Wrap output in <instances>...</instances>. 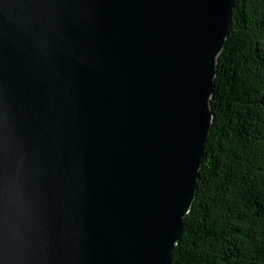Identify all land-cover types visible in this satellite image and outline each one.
<instances>
[{"label":"water","instance_id":"obj_1","mask_svg":"<svg viewBox=\"0 0 264 264\" xmlns=\"http://www.w3.org/2000/svg\"><path fill=\"white\" fill-rule=\"evenodd\" d=\"M234 0H0V264H170Z\"/></svg>","mask_w":264,"mask_h":264},{"label":"trees","instance_id":"obj_2","mask_svg":"<svg viewBox=\"0 0 264 264\" xmlns=\"http://www.w3.org/2000/svg\"><path fill=\"white\" fill-rule=\"evenodd\" d=\"M197 191L170 264H264V0H234Z\"/></svg>","mask_w":264,"mask_h":264}]
</instances>
